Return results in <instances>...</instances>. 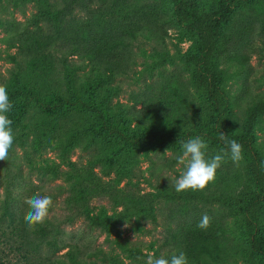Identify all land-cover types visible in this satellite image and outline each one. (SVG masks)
<instances>
[{
  "label": "trees",
  "instance_id": "trees-1",
  "mask_svg": "<svg viewBox=\"0 0 264 264\" xmlns=\"http://www.w3.org/2000/svg\"><path fill=\"white\" fill-rule=\"evenodd\" d=\"M86 1L36 0L41 4V13L36 16L37 29L18 34L21 35L19 39H5L7 44L18 47L25 53L30 73L36 77L35 83L31 85L16 80L15 86L7 90L13 105L8 113L13 121L11 127L13 130L19 128V141L25 143L29 135L33 134L36 151L40 152L48 147L59 152L61 158L69 162V170H58L47 162L45 168L52 171L50 175L63 179L67 184V187L61 185L54 189H63L64 194L69 193L63 203L71 216L62 224L55 217H48L44 223L29 228L24 219L29 210L24 199L38 192L46 195V192H42L44 185L35 186V183H30V187H33L18 192V208L13 209L10 202L0 199V214L7 219V222H0V229L5 227L13 233V237L17 238L19 251L29 264H100L99 259L106 256V252L101 247L92 248L81 243L77 237L67 238L62 225L74 224L78 219H84L94 228L112 232L110 223L105 221L108 217V205L96 208L92 206V202L109 193L111 206L113 190H117L126 199L117 201L124 209L123 212H116L120 218L141 214L156 221L157 210L153 207L155 201L137 198L132 193L117 189L123 178L131 176L129 166L138 161L141 150L158 152L159 148L167 146L182 148L183 142L199 136L215 151L208 158L216 154L223 155L227 150L229 156L225 157L222 165L229 166L236 162L230 158L229 145L219 139L223 132L228 140L234 139L242 145L243 159L239 162L245 165L252 184L245 186L246 188L239 184L232 187L230 176L223 174L216 176L214 182H210L204 190H186L180 195L167 192L161 199L170 204L178 201L217 203L227 208L241 218L252 253L264 264V155L259 150L256 134L257 126L264 118V100L250 109L244 127L235 130L230 102L218 71L217 52L223 27L230 21L234 7L252 0H220L209 11L200 8L199 0H172L178 23L199 38L197 51L186 57V61L194 68V82L203 91L204 102L199 109V117L203 122L198 121V126L188 129V132L171 128L178 112L162 103L158 96L150 100L138 99L137 102L141 105L138 110L135 108L136 110L119 112L113 108L112 99L117 92L112 91L109 85L127 72L129 64L122 57L114 62L111 58L126 43L127 38L112 37V25L102 22L97 16L90 20H73L70 17L72 10L77 6H86ZM3 25H8V22L0 20V26ZM12 28L11 25V30ZM127 33L132 39L136 38L135 31ZM56 51L61 53L62 64L67 68L68 96L60 93L45 95L36 83L38 79L55 71ZM74 56L80 60L74 64L75 69L84 71L88 68L91 75L81 85H76V71L68 68L67 64V58ZM35 108L39 111L41 121L36 126H30L28 121ZM72 116H87V121L78 123L77 126L64 125L58 131L61 136L58 139L53 137V132L48 133L51 124ZM147 127L152 130L144 135L138 133L139 129ZM164 128L166 130L162 131ZM80 147L90 156L88 167H77L76 162L69 161V156ZM150 160L154 163L153 159ZM96 166H100L99 172L94 169ZM118 170L117 178L113 179V174ZM228 188L236 189L229 193L226 191ZM111 210L116 211L115 207ZM135 210L137 212L134 213ZM200 220L186 216L179 220L173 218L166 224L172 251L177 255L181 252L186 254L188 264H215L224 260L225 224L211 222L210 227L202 230L197 227ZM128 241L121 240L120 246L124 248Z\"/></svg>",
  "mask_w": 264,
  "mask_h": 264
},
{
  "label": "rangeland",
  "instance_id": "rangeland-1",
  "mask_svg": "<svg viewBox=\"0 0 264 264\" xmlns=\"http://www.w3.org/2000/svg\"><path fill=\"white\" fill-rule=\"evenodd\" d=\"M219 1L199 0V5L202 10L209 11L214 9ZM85 5L74 8L70 17L73 20H90L97 16L102 22L106 21L112 25V37L127 38L126 43L111 58L114 62L122 57V60L129 64L127 72L109 85L112 91L117 92L112 99L113 108L119 112L138 110L141 107L138 99L150 100L158 96L162 103L178 112V120L174 121L171 128H179L183 132L195 129L198 121H202L199 109L204 98L202 88L194 82V68L186 61V57L197 51L199 38L178 23L172 0H87ZM40 8L41 4L36 0H3L0 3V20L8 22V25L0 26V84L6 85L7 90L15 86L16 80L25 85L35 83L36 77L30 73L25 53L18 47L7 44L5 39H19L21 35L18 34L36 30V16L41 13ZM131 30L136 32L135 39L127 33ZM10 31L12 33H9ZM217 52L218 71L230 102L234 129L238 131L246 124L250 109L264 100V0H252L234 7L230 21L223 27ZM62 58L61 53L56 51L55 71L36 81L45 95L69 94L67 68L62 64ZM67 61L68 68L75 69L74 64L80 60L74 56L67 58ZM75 71L76 85L83 84L91 77L88 68ZM40 121L39 111L35 108L28 125L36 126ZM86 121L87 116H72L51 124L48 133L53 132V137L58 139L61 138L58 131L62 130L64 125L77 126L76 124ZM150 130L151 127L142 128L138 133L144 135ZM18 133L19 128L13 130L14 141L8 158L6 161H0V199L10 202L11 207L16 209L19 207V191H27L33 187H30V183H35V186L44 185L42 192H46L54 201L48 217H55L57 221H62V224L71 216L63 203L69 193L64 194L65 190L54 188L61 185L67 187V184L63 179L50 175L52 171L45 168V162L58 170H69V162L63 160L59 152L48 147L40 152L36 151L34 135L30 134L27 142L23 143L17 139ZM256 134L259 150L264 155V118L259 122ZM83 149L77 148L69 156V161L76 162L77 167H88L90 164V156ZM214 153L215 151L208 147L206 157ZM177 155H182V148L167 146L159 148L158 152L141 150L138 161L129 166L131 176L123 178L118 184L117 189L132 193L137 198L155 201L153 207L157 210L156 221L141 214L120 218L116 212H123L124 209L117 201L126 199L119 195L117 190H113L111 206L109 193L92 202V206L96 208L108 205V217L105 221L110 223L112 232L94 228L84 219H78L74 224L62 225L66 237H77L81 243L92 248L101 247L106 256L99 259L100 264H146L149 254L157 258L161 255L170 258L174 253L165 229L170 220H179L186 216L201 219L207 214L212 218L211 222H223L226 230L224 260L215 264H262L252 253L241 218L227 208L217 203L178 201L170 204L161 199L167 192L174 195L181 193L175 190L174 181L185 168L183 165L177 167ZM150 159H153L154 163ZM94 169L99 172L100 166ZM118 172L119 170L113 174V179L117 178ZM223 174L230 176L232 187L237 184L246 188L245 186L252 184L245 165L240 162L229 166L221 164L216 176ZM170 179L173 180L172 185ZM234 189L236 188H228L226 191L230 193ZM112 207H115L116 211L112 212ZM0 219L1 223L7 222L1 214ZM16 239L5 227L0 229V264H29L27 258L19 251ZM124 239L129 241L122 248L120 241Z\"/></svg>",
  "mask_w": 264,
  "mask_h": 264
},
{
  "label": "clouds",
  "instance_id": "clouds-1",
  "mask_svg": "<svg viewBox=\"0 0 264 264\" xmlns=\"http://www.w3.org/2000/svg\"><path fill=\"white\" fill-rule=\"evenodd\" d=\"M13 105L9 99L7 87L0 84V161H6L9 150L14 141L13 121L8 113ZM219 139L225 141L230 148V158L238 163L243 159L242 145L236 140H228L227 135L220 133ZM208 144L202 137L190 138L182 143V155H177V167L183 165L185 170L178 179H175V190L183 192L186 190H204L210 182H214L217 169L221 167L225 157L229 152L225 150L223 155L216 154L214 157L207 158L206 151ZM171 185L173 180L170 179ZM24 203L28 206V211L24 217L29 228L37 224H42L49 216V210L53 207L54 201L50 195L36 193L31 197H26ZM211 217L204 214L198 222L197 227L206 230L210 227ZM146 264H188L186 254L181 252L179 255L173 253L170 258L161 255L158 258L153 254L147 256Z\"/></svg>",
  "mask_w": 264,
  "mask_h": 264
}]
</instances>
